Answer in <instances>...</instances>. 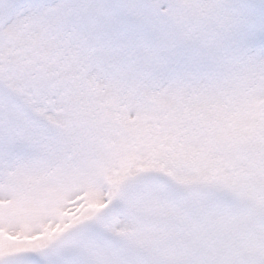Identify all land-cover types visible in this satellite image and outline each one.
<instances>
[{"label":"snow or ice","instance_id":"6c2138e0","mask_svg":"<svg viewBox=\"0 0 264 264\" xmlns=\"http://www.w3.org/2000/svg\"><path fill=\"white\" fill-rule=\"evenodd\" d=\"M0 264H264V0H0Z\"/></svg>","mask_w":264,"mask_h":264}]
</instances>
